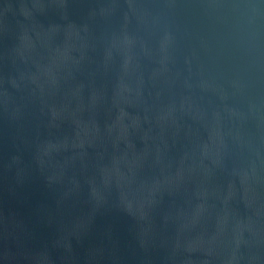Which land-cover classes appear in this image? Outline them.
Returning <instances> with one entry per match:
<instances>
[{
	"label": "water",
	"instance_id": "95a60500",
	"mask_svg": "<svg viewBox=\"0 0 264 264\" xmlns=\"http://www.w3.org/2000/svg\"><path fill=\"white\" fill-rule=\"evenodd\" d=\"M0 264H264V0H0Z\"/></svg>",
	"mask_w": 264,
	"mask_h": 264
}]
</instances>
